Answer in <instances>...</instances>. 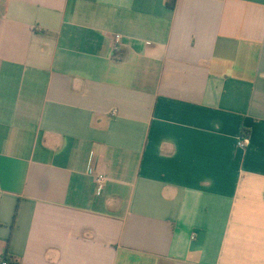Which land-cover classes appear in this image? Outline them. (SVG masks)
I'll use <instances>...</instances> for the list:
<instances>
[{"label":"crops","instance_id":"obj_1","mask_svg":"<svg viewBox=\"0 0 264 264\" xmlns=\"http://www.w3.org/2000/svg\"><path fill=\"white\" fill-rule=\"evenodd\" d=\"M0 254L264 264V0H0Z\"/></svg>","mask_w":264,"mask_h":264},{"label":"built area","instance_id":"obj_2","mask_svg":"<svg viewBox=\"0 0 264 264\" xmlns=\"http://www.w3.org/2000/svg\"><path fill=\"white\" fill-rule=\"evenodd\" d=\"M113 43L115 45H118L121 43L120 41V37L119 36H115ZM249 144V137L247 135H245L244 133H241L239 137H237V141H236V146L239 149H245L246 146ZM95 184L96 187L98 189V191L103 187L105 181L107 180V178L105 177V175L103 174H97L95 176ZM0 264H11V262L8 260L7 257L3 256L2 254H0Z\"/></svg>","mask_w":264,"mask_h":264},{"label":"trees","instance_id":"obj_3","mask_svg":"<svg viewBox=\"0 0 264 264\" xmlns=\"http://www.w3.org/2000/svg\"><path fill=\"white\" fill-rule=\"evenodd\" d=\"M8 260L11 262V264H19V262L15 259H8Z\"/></svg>","mask_w":264,"mask_h":264}]
</instances>
